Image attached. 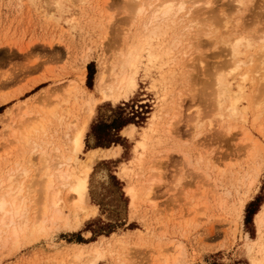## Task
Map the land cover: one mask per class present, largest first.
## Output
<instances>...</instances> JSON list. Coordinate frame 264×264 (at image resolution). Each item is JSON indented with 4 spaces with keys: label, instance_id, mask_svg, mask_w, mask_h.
I'll use <instances>...</instances> for the list:
<instances>
[{
    "label": "rangeland",
    "instance_id": "374dc122",
    "mask_svg": "<svg viewBox=\"0 0 264 264\" xmlns=\"http://www.w3.org/2000/svg\"><path fill=\"white\" fill-rule=\"evenodd\" d=\"M129 2L0 0V178L13 171L22 174L17 183H27L32 216L42 205L38 184L45 177L42 169L55 170L73 154L75 123L86 118V100L101 96L102 73L111 80L113 66L118 69L141 40L162 42L164 52L163 64L149 66L146 45L138 86L129 98L98 100L95 105L84 147L70 165L92 164L87 185L94 211L81 212L73 221L71 200L61 188L71 226L50 225L18 245L2 244L0 264H264V227L257 216L264 209V112L254 122L257 91L252 90L257 82L248 81L249 94L241 101L247 115L233 118L235 127L226 134L216 115L211 85L218 70L233 72V62L228 61L231 47L217 41L224 23L238 25L232 38L241 32L256 42L264 36V0H244L243 5L236 0H185L186 6L199 9L190 26L188 20H177L150 32L143 27L147 14L135 17ZM240 50L246 56V46ZM49 110L54 116L48 129L24 139L28 125ZM122 110L135 117L120 131L122 143L106 140L105 147H96V127L111 123ZM137 110L145 112L143 121L133 115ZM255 141L260 150L253 173L234 180L235 175L246 174L248 146ZM43 149L49 160L45 163ZM93 149L99 151L93 154ZM129 186L136 187L134 203ZM251 202L260 206L252 220L247 219ZM96 247L103 255L95 260ZM80 251L84 254L78 258Z\"/></svg>",
    "mask_w": 264,
    "mask_h": 264
},
{
    "label": "bare ground",
    "instance_id": "6f19581e",
    "mask_svg": "<svg viewBox=\"0 0 264 264\" xmlns=\"http://www.w3.org/2000/svg\"><path fill=\"white\" fill-rule=\"evenodd\" d=\"M236 1L239 5H243L245 3L244 0H236ZM129 7L133 8L135 17H139V16L147 14V18L144 19L143 21L144 31H147V32H150L152 30V27H155V29L160 28L165 23H170V22L177 23V20L179 21L188 20L190 23V21L191 22L193 21V19L191 18H194V16L198 14L195 11L196 10L199 11L198 8L196 7L194 8L191 5L189 7L186 6L185 0H130ZM188 21H185V22H188ZM190 25L191 23L189 24V26ZM229 25H230L229 22L226 20V22L224 23L225 31L221 33L220 39H218L217 41L223 42L226 45L228 44L231 47L229 51L231 60H228V61L229 63L233 62V66L230 69H232L233 72H236L240 69L242 70L240 73H238L236 77L232 75L233 72H231L230 70H218L214 74L213 80L211 83L213 87V94H214L213 102H215V106H216V115L220 117L221 121H223L224 123L223 126L227 129L225 134L229 133L233 129V127H235L232 125L233 118L237 116H239V118H244L245 115H247L246 113L247 106L241 107V104H242L241 101H242V98H245V95L249 94V93L247 94V87H248L247 83L249 80H251V78H253L255 82H257V84L254 86L252 90V91H257L256 96L254 95L255 92L253 94L255 96L254 105H253L254 106L253 108L255 109V111L253 113H255V116H256L255 121L254 120L253 121L256 122L258 117L261 116L262 113L264 112V45L259 50L256 49L255 51H252L253 48H256L257 44L260 45L261 43H264V36L259 37V40H257L256 42H252V39L248 38L247 36L242 35L241 32L237 38H232L234 34L239 32L237 30L238 25L236 26L232 25L233 27H229ZM155 29H153V32ZM141 41H139L137 43V46L132 48L127 53V55L125 56V60L121 63L118 69L116 68V65L113 66L111 80L107 79L108 75L106 76L105 72L102 73L101 78L98 82V91L101 94V96L99 98H94L91 95L89 99L86 100V105H87L86 107H88L86 118L85 119L83 118L82 119L83 121L78 122V124L75 123L76 129H75V132H73L74 137L72 138L73 154L68 157L67 156L64 157V160L58 163L59 166L55 168V170H52L51 166H47L45 167V169L44 168L42 169V171L44 170L45 177L43 179L41 178L42 180L38 182V184L40 183L39 191L41 192V196L39 197V199H40V202H42L41 203L42 205L37 208L36 206L37 198L32 200V202L36 206V209H35L36 214L34 213V216L31 215L30 207L27 205V199L30 196V193H29L30 191L25 189V184L27 183L26 182L17 183L18 180H22V179H19V177L22 174L19 175L17 171H13L12 173H9L8 176L0 178V246L2 244H7V243H11V244L13 243L15 245H18L20 244L19 242L21 241V239H24L27 236H34L38 233L46 232L48 228H50V225L64 223V225L71 226L72 224L71 219L68 217V215H65V212L63 210L65 207L64 201H63L64 197H62L61 194L64 188L67 190V193H66L67 199L71 200L69 209H70V212L74 214L73 221L79 220V214L81 212H86V211L88 212L90 211V209L91 211H94L93 210L94 207L92 206L90 202V196H89L88 185H87V177L91 173L92 168H93L92 164L90 163L82 164L81 163L82 165L77 166V167H73V166L70 167V165L72 162L78 160V153L81 152L84 147V137L86 135V131L88 129L89 122L92 118V115L94 114L95 105L97 104L98 100L118 101L121 98L128 99L129 96L137 88L138 86L137 73L140 68V65L144 63L143 58L145 57V54H143L144 53L143 51L147 48L148 45L150 46L147 49L146 59L149 62L148 63L149 66L150 65L158 66V63L160 64V62L163 64L162 57H163L164 52L162 51V46H163V44H161L162 42L160 44L157 43V45H153L151 43H147L144 41L141 42ZM242 45H245L248 50L246 52V56L244 57L242 55L245 53L241 52L240 50V47H242ZM164 72L165 74H169V73L172 75L174 74L170 70H164ZM164 72H161L162 80H164L166 77ZM235 80L238 81L237 88L234 85ZM250 95L252 96L251 93ZM251 103L253 104V102ZM52 116H54V113L52 110H49L45 114L38 116L36 120H34L31 124L28 125V127L26 128V132L23 135V138L27 139L30 136V134L36 133L38 131H45L46 129H48V128H45V126L48 122L51 121ZM151 118H153V121L149 126L150 129L154 128V125H155L154 118H156V116L154 115ZM171 123L172 122L169 123V126L171 125ZM132 127L133 128L131 132L134 133L135 127L134 126ZM237 127H239V125ZM170 130L171 129L169 127L168 131L170 132ZM147 136H148V131L144 133L143 140H146L145 138ZM143 140L139 142L142 147H144V144H145ZM248 147L249 149L247 151V156H246L248 159V162H247L248 168H246L245 170L247 171L246 174L242 173L241 175L239 174L238 176L236 175L234 176L233 175L234 173L233 174L225 173L228 176L229 175L234 176V180L235 179L239 180L240 178L251 175L253 173L252 167L256 162L258 152L260 150V144L258 141H255L251 143ZM57 149H60V148L57 147ZM98 151L99 149H93L92 153L95 154ZM143 151H144V148H143ZM46 154L47 152L43 149L41 151V155L44 159V163L49 161ZM219 157L221 156H218V159ZM141 159H142V156L140 157V160ZM234 160L237 161V159H234ZM221 164H219V166ZM17 169L18 171L20 170L19 168ZM27 170H24L23 172L24 175L25 173H28ZM124 171H126V169ZM234 172H235V169H234ZM258 173H259V170H258ZM220 175H221V172H220ZM215 188H218V187H214V189ZM127 189L129 191V194L132 197V202L134 203L137 197L136 187L129 186ZM25 190H26V193H25ZM150 193L151 191H149L148 194L150 195ZM257 216L259 217L258 221H259L260 226L264 227V209L259 211ZM93 251H94L95 260L103 255V252L101 251L99 247L94 248ZM82 254L84 253L80 251V253L76 254V257L78 258L82 257ZM93 263L94 262H91L90 264H93Z\"/></svg>",
    "mask_w": 264,
    "mask_h": 264
},
{
    "label": "trees",
    "instance_id": "16d2710c",
    "mask_svg": "<svg viewBox=\"0 0 264 264\" xmlns=\"http://www.w3.org/2000/svg\"><path fill=\"white\" fill-rule=\"evenodd\" d=\"M91 64H89L90 66ZM92 79V72L90 71L89 76H88V83L89 81ZM3 108V107H2ZM141 108H143L141 106ZM137 115H135L136 113ZM145 112L143 111L142 113H139L138 110L137 111H133V115L136 116L139 119H142V121L144 120V117L142 116ZM135 117L132 116H126L122 110V112H119V115L116 116V118H114V120L111 123H102L99 126L96 127V131L98 132V143L96 145V147L98 146H103L104 145V141H109L110 144L112 143H122L123 137L120 135V131L129 123H133L135 122L134 119ZM112 131H114L115 133H112ZM254 205V206H253ZM256 202H251L248 204L247 207V219H253L255 213L258 211L260 206H255ZM253 206V207H252ZM114 230H111L107 233H110ZM106 232H101L100 234H103Z\"/></svg>",
    "mask_w": 264,
    "mask_h": 264
}]
</instances>
